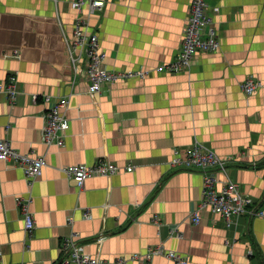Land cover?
Listing matches in <instances>:
<instances>
[{"label":"crops","instance_id":"crops-1","mask_svg":"<svg viewBox=\"0 0 264 264\" xmlns=\"http://www.w3.org/2000/svg\"><path fill=\"white\" fill-rule=\"evenodd\" d=\"M71 1L0 0V83L15 76L19 89L13 105L0 93V141L47 161L32 186L21 168L0 162L4 263L62 264L63 241L77 232L87 253L109 261L161 246L189 264H264V218L245 215L229 228L207 209L195 224L203 175L170 167L176 149L204 143L264 210V0H209L220 49L199 52L176 74L155 69L177 60L193 0H97L105 5L90 17L91 30L106 69L151 73L96 95L85 79L73 84L66 40L88 6L78 12ZM248 77L262 83L252 96L241 88ZM47 95L68 98L70 129L61 148L43 143ZM100 159L120 173L89 179L81 189L62 172ZM218 179L222 186L225 173ZM21 198L32 200L31 236ZM151 264L175 263L156 257Z\"/></svg>","mask_w":264,"mask_h":264},{"label":"built area","instance_id":"built-area-1","mask_svg":"<svg viewBox=\"0 0 264 264\" xmlns=\"http://www.w3.org/2000/svg\"><path fill=\"white\" fill-rule=\"evenodd\" d=\"M58 5V0H54ZM103 1L97 0H73L70 3L72 10L82 12L88 6L87 16L79 17L74 24L73 40H66L68 57L73 71V84L78 79H85L88 83V91L91 95L101 92L105 85L127 81L131 79H144L151 72L146 70L137 71H109L104 66L105 53L100 48L99 38L91 30L90 17L104 7ZM214 12H217L215 9ZM59 15V12L57 10ZM209 28L205 34L206 28ZM220 49V41L214 29V18L211 14L209 0H193L189 17L184 29V38L181 52L177 60L169 65H162L155 69L156 73L176 74L188 71L192 60L199 52L213 53ZM262 83L254 77H248L241 85L242 91L247 96H252ZM0 93L7 96L13 105L19 94L18 80L11 76L6 83H0ZM37 102L38 96L33 97ZM44 101L48 105L45 114V126L43 128V143L48 147H64L66 137L70 129V120L66 115L68 98L52 101L50 96H45ZM0 162L10 163L18 166L24 172L26 180L32 186L41 177L43 170L47 167L44 157L30 156L15 150L8 141H0ZM170 167L175 171L200 172L203 175L202 195L198 208L192 213V221L200 223V212L210 209L219 215L227 227L235 226L236 221L245 215L250 218H264V210L260 209L255 201L247 196L241 186L229 178L228 162L222 159L215 150L204 143L196 141L184 152L176 149ZM129 165L124 168L127 173L134 171ZM121 169L110 161L100 159L93 165H70L62 169L71 180L81 189L89 179L97 177L110 178L119 174ZM226 175L225 183L220 186L218 173ZM31 198H21L18 205L25 223L27 235H32L36 223L30 209ZM86 220L91 219L89 213H85ZM173 234L180 237V233ZM101 242V240H100ZM4 253L0 249V264ZM156 257H165L175 264H189V259L173 251H167L161 246L153 247L145 253H136L129 258H117L109 261L98 256H92L86 251L85 245L80 241L77 232H72L66 237L62 244V264H129L140 262L151 264ZM20 264V263H15Z\"/></svg>","mask_w":264,"mask_h":264}]
</instances>
